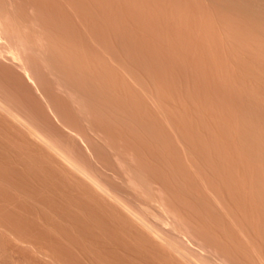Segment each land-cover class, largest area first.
I'll return each mask as SVG.
<instances>
[{"label": "rangeland", "instance_id": "obj_1", "mask_svg": "<svg viewBox=\"0 0 264 264\" xmlns=\"http://www.w3.org/2000/svg\"><path fill=\"white\" fill-rule=\"evenodd\" d=\"M0 21V264H264V0Z\"/></svg>", "mask_w": 264, "mask_h": 264}, {"label": "bare ground", "instance_id": "obj_2", "mask_svg": "<svg viewBox=\"0 0 264 264\" xmlns=\"http://www.w3.org/2000/svg\"><path fill=\"white\" fill-rule=\"evenodd\" d=\"M3 24V23H2ZM1 24V21H0V40H2V39H4V36H7V35H5V31H4V26ZM3 37V38H2ZM13 45V44H12ZM9 49L8 50H10V52H11V54H12V56L15 58V59H17V61L21 58V53L19 52V49L18 48H16L17 46H11L10 45V47L9 46H7ZM13 60V59H12ZM20 60H22V59H20ZM165 214V213H164ZM162 215H163V213H162ZM166 215V214H165ZM164 217V216H163ZM163 217H162V219H163ZM166 218H167V216H165ZM162 219H161V221H162ZM169 219V218H168ZM167 220V219H166ZM167 221H169V220H167ZM167 221H164L165 222V224L166 223H168V224H173L172 222H167ZM172 221V220H171ZM161 223H163V221L161 222ZM164 224V223H163ZM162 224V225H163ZM166 226V225H165ZM173 226V225H172ZM164 227V226H163ZM170 227H171V225H170ZM174 227V226H173ZM175 229H177L176 227H174ZM169 229V228H168ZM174 230V229H173ZM176 232V231H175ZM181 236H182V234H181ZM184 237V236H183ZM185 238V237H184ZM186 240H187V238H186ZM185 240V241H186ZM183 241V240H182ZM189 241V240H188ZM188 243H190V242H188ZM169 245H170V247H172L174 250H176L180 255H182L189 263H191V264H200L199 263V260L197 259V257H195V256H193L192 255V253L189 251V250H187V249H185V248H182V247H180L178 244H174V243H170L169 242ZM200 252V251H199ZM202 253V252H201ZM200 256H202V255H200ZM221 264V263H220ZM222 264H224V263H222Z\"/></svg>", "mask_w": 264, "mask_h": 264}]
</instances>
